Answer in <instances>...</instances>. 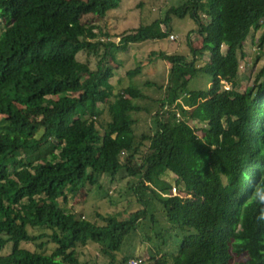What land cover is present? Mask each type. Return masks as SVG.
Wrapping results in <instances>:
<instances>
[{
    "label": "trees",
    "instance_id": "1",
    "mask_svg": "<svg viewBox=\"0 0 264 264\" xmlns=\"http://www.w3.org/2000/svg\"><path fill=\"white\" fill-rule=\"evenodd\" d=\"M183 1L115 42L81 20L104 19L123 0H0V264H83L79 249L89 245L117 264L142 221L157 225L154 201L170 227L156 233L161 245L147 264H264V70L251 98L232 89L245 43L264 21V0ZM173 15L198 26L202 46L189 41L193 60H171L153 128L139 134L136 118L150 110L138 101L149 97L134 84H112L110 64L131 44L168 39ZM224 44L234 49L223 53ZM256 45L264 58V33ZM82 54L97 56L96 67ZM199 73L213 79L209 90H188ZM191 122L207 126L203 136ZM167 173L183 186L177 196L153 186ZM98 175L127 181L139 209L99 214L101 224L66 213L59 200L97 186ZM22 193L20 206L7 202ZM174 231L178 251L161 255ZM43 238L51 254L21 247L43 250Z\"/></svg>",
    "mask_w": 264,
    "mask_h": 264
},
{
    "label": "rangeland",
    "instance_id": "2",
    "mask_svg": "<svg viewBox=\"0 0 264 264\" xmlns=\"http://www.w3.org/2000/svg\"><path fill=\"white\" fill-rule=\"evenodd\" d=\"M184 4L183 0H123L120 7L116 10L110 11L108 16L104 19H99L94 14L84 15L82 17V24L86 27H94L96 32L107 33L111 36L112 41L119 42V39L125 33L138 29L141 25H149L154 21L162 19L166 13L173 7H181ZM206 19V18H205ZM198 26L187 16L184 19L175 17L171 18L169 29L171 35L175 36V41L171 40V36L164 40H151L139 44H131L126 51L114 53V59L110 66L113 68L112 84L117 87L135 85L142 89V91L149 97L148 101L140 100L138 105L146 107L150 113L143 112L136 119L137 133H147L153 128L152 115L161 109L160 102L166 96V89L169 74L171 70V60L177 56L187 57L188 61L193 60V55L190 51L188 42L192 43L193 48L200 49L202 46V38L195 31ZM5 30L4 24H1L0 32ZM264 33V21L261 22L260 29L253 31L245 43V50L241 56V70L240 80L237 87H233L234 97L237 99L251 98L257 89L261 79V73L264 70V58L259 55L256 40ZM223 53L232 51L234 45H222ZM154 53L156 55H154ZM160 53H164L161 58ZM260 56V58H259ZM210 54L203 59L209 61ZM82 62L89 61L93 68L96 67L98 57L87 56L82 54L78 56ZM138 65L142 66V71L135 78L130 79L127 73L135 70ZM213 79L204 74H197L188 85V90H209ZM163 87V88H162ZM173 111V108H171ZM191 125L198 127V134L203 136L202 132L207 126L205 124H198L191 122ZM202 131H201V130ZM98 185H86L82 193L74 196L67 195V203L63 199L59 200L60 207L66 213L80 212L82 218L94 223L101 224L98 215L107 214L110 212H135L139 209L132 194L127 189V181L118 180L112 181L107 175H98ZM177 177L173 174L167 173L162 176L153 185L154 188L165 196L169 189L176 187L179 192V187L183 190V186L176 184ZM152 186V187H153ZM167 195V194H166ZM27 198L26 193L19 195H11L8 198V203L12 206H20ZM112 198V203L109 202ZM154 215L158 221L157 225L152 223L151 218L147 221H142L139 224V231L130 240L122 254H118L117 264L131 256H141L145 259L150 257V253H155L158 250L159 239L156 233L162 229L170 227L166 219L162 206L159 202H153ZM242 228V227H241ZM32 233L39 235V230L31 229ZM48 238H43L38 242L47 243L46 248L38 250L34 244H22L21 247L32 252L41 251L51 254L54 251V246L50 244ZM179 237L176 231L167 234V245L163 248L161 255H168L178 251L177 243ZM8 250L4 252L7 254ZM98 249L96 245H89L86 248L79 249L80 260L83 264H109L110 259L98 256ZM238 259L235 258L234 263Z\"/></svg>",
    "mask_w": 264,
    "mask_h": 264
},
{
    "label": "built area",
    "instance_id": "3",
    "mask_svg": "<svg viewBox=\"0 0 264 264\" xmlns=\"http://www.w3.org/2000/svg\"><path fill=\"white\" fill-rule=\"evenodd\" d=\"M170 36L169 37L171 38V40L175 41V36H173V35H170ZM225 86H226L225 87L226 90H229V86H227L226 84H225ZM168 108L169 107H167L166 110H168ZM170 111H172V109H170ZM173 111L176 112L177 113L176 114L177 117L180 118V114H179V112H177V110L175 108H173ZM178 194H179L178 189L176 187H174L172 189V196H177ZM126 264H147V261H146L145 258L140 257V256H137V257H134V258L129 259Z\"/></svg>",
    "mask_w": 264,
    "mask_h": 264
}]
</instances>
